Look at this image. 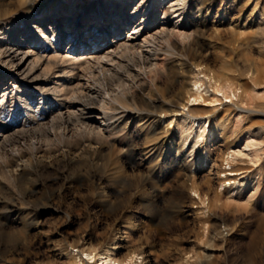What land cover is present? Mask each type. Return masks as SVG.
Listing matches in <instances>:
<instances>
[{
  "label": "rangeland",
  "instance_id": "obj_1",
  "mask_svg": "<svg viewBox=\"0 0 264 264\" xmlns=\"http://www.w3.org/2000/svg\"><path fill=\"white\" fill-rule=\"evenodd\" d=\"M49 1L0 0V26H23L24 20L49 9ZM185 1L190 46L177 43V58L166 55L163 63L166 42L149 44L161 49L158 66L181 74L176 83L155 80V93L167 96L172 85L187 83L175 89L173 103L164 107L166 115L149 110L141 119L128 107L117 108L114 117L126 121V128L112 132L110 144L94 160L72 157L65 140L82 95L112 90L128 94L127 101L138 107L150 94L147 63L118 52L103 69L91 65L75 71L78 86L72 93L77 102L46 96L41 103H47L50 117L37 122L43 126H17L10 143L0 147V168L5 160L13 166L14 158L25 152L24 172L5 175L0 169V264H107L98 257L103 248L114 264H264V0ZM158 18L142 30L156 31ZM140 20L135 17L132 24ZM125 31H120V42ZM69 40L62 35L61 53ZM106 45H112L110 39ZM195 76L207 91L204 98L213 95L216 100L205 116H215L219 128L208 143L193 146L192 134L187 139L180 134L185 123L178 114H188L182 104L186 90L195 88ZM218 84L222 91L214 90ZM206 102L191 106L199 111L194 115L207 110ZM167 114L173 116L168 126ZM155 127L156 135L151 132ZM118 165L127 180L111 184L109 171ZM229 179L238 183L227 184ZM223 181L226 186L220 185Z\"/></svg>",
  "mask_w": 264,
  "mask_h": 264
},
{
  "label": "bare ground",
  "instance_id": "obj_2",
  "mask_svg": "<svg viewBox=\"0 0 264 264\" xmlns=\"http://www.w3.org/2000/svg\"><path fill=\"white\" fill-rule=\"evenodd\" d=\"M26 1L29 0H21L22 3ZM83 2V4L79 5L76 0H52L49 9L40 10L37 12L36 17L24 20L23 26L13 27L4 24L0 26V147L8 145V142L11 140H9L10 134L13 130H16L17 126L19 128V126L25 127V124L34 125L37 122L42 123L50 117V110L48 107H45L47 103H41V101L45 100L46 96L53 100L60 99V96L65 97L67 100H77V95L75 94V96L72 93L76 92L75 89L78 86L77 79L79 76L76 72L86 70L91 65L100 66V68L104 65L107 66L108 61L112 60L113 57L111 58V56L114 53L117 55L118 52H121L126 55L143 58L144 62L151 69L148 77L151 84L149 86L151 95L147 93L149 96L145 100L143 99L142 105L138 107L133 101H127L126 96L128 94L120 95L117 92L111 94L113 93L112 90H110V93L104 92L103 95L95 91H90L89 94H85L84 96L82 95L77 103V107L79 108L77 110L78 113L74 112L77 116L73 114L76 116L75 124L72 123L73 126L70 127V130L67 128V133L69 134H67L65 140L68 148L70 147L74 151L72 153L69 151L71 155L74 153L72 157H82L83 162L94 160L99 149L104 144L109 143L108 140L111 139L112 132L116 133V131L118 132L126 128V121L124 122V120L114 117L117 113L116 110L128 107L138 117L141 116V119L144 118L143 114H148L149 110L151 113L159 112L166 115L168 111L166 110V112L164 107L169 106L168 104L171 106L173 103L175 89L177 87L179 89L186 87L187 83L183 82V80L177 86L172 85L170 89L168 88L167 96H160L155 93L157 92V86L154 84L155 80L164 78L169 82L171 81V83H176L178 82L177 73L179 70L177 73L169 74L162 63L158 66L155 61L158 55L161 54V49H156L149 45L152 43V40H158L161 43L162 41L166 42L168 53L164 52L163 63L167 58L165 57L166 55L172 57L176 54L175 46L177 43L181 45L186 43V47L190 46L193 36L189 33L190 26H186L185 24L187 18L183 20L186 17L184 14L187 4L185 0H98L96 4L92 0H83ZM135 17L141 18V22L138 25L132 24V20ZM156 17H159L158 20H161L159 28L151 34H149L150 32L143 31L144 24L154 25L155 21H157ZM109 19L110 21H107ZM123 30H126L127 37H125L123 42H120L117 39L120 31ZM64 34H67L70 40L67 42L68 49L66 52L61 53L59 51V41ZM108 39H110L112 45L105 46ZM112 67V71L113 69L115 70L114 66ZM107 77L110 76L107 75ZM101 78L105 77L101 76ZM111 80L113 82V79ZM200 82V79L195 76L191 84L195 88L190 87L186 90L187 95H189L186 96L187 99L182 104V108L187 107L188 114H178L180 120H183L185 123V129L180 134H183L185 139L192 134L194 136L193 146L201 140L208 143L214 137V129L219 128L218 119L215 116L210 119H208L210 116H205L206 113L214 109L212 106L216 100L213 95L208 98L209 100L204 98L203 95L207 91L202 87V83ZM105 87L102 90L105 91ZM118 87L120 86L118 85ZM223 88V85L218 84L215 85L214 90L222 91ZM108 89L110 88L108 87ZM113 90L115 89L113 88ZM37 94L42 97L37 98L39 101L35 102ZM78 98L80 97L78 96ZM67 100L65 101L67 102ZM203 102L209 104V107L206 108L207 110L202 112L203 114L200 116L194 115V113H198L199 111L196 112V110L190 109L191 106L195 107ZM57 112H60V110ZM19 116L21 118L17 119ZM164 122H167V126L168 124H172L173 116H168L167 114ZM15 123L18 125H15ZM38 125L40 127L42 124ZM159 129L162 131L164 128L160 127ZM49 130L51 129L49 128ZM151 132L155 133L156 127ZM22 133H24L23 130L19 134L21 135ZM46 134L48 135V132L45 130L44 137ZM151 136L153 135L151 134ZM46 150L49 149L47 148ZM24 162L25 152H20L13 160V166H10L6 160L3 162L0 168L1 174L14 175L20 170L24 172ZM118 166L116 169L114 166V169H109V182L111 184L127 180L125 173H123V168L120 165ZM229 175H234V172H229ZM231 181L229 179L227 184ZM232 183L236 184L238 182L233 180ZM224 184L225 181L220 183V185ZM101 193L104 197L107 196L105 191ZM105 201L103 199L102 203H105ZM98 257L99 259H104L107 264H114L116 262L109 255L108 248H103L98 253Z\"/></svg>",
  "mask_w": 264,
  "mask_h": 264
}]
</instances>
